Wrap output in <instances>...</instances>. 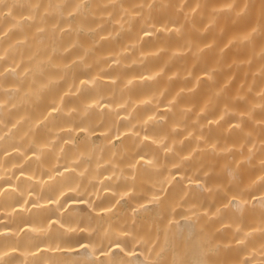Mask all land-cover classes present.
I'll return each mask as SVG.
<instances>
[{"label":"clouds","instance_id":"obj_1","mask_svg":"<svg viewBox=\"0 0 264 264\" xmlns=\"http://www.w3.org/2000/svg\"><path fill=\"white\" fill-rule=\"evenodd\" d=\"M0 264H264V0H0Z\"/></svg>","mask_w":264,"mask_h":264}]
</instances>
